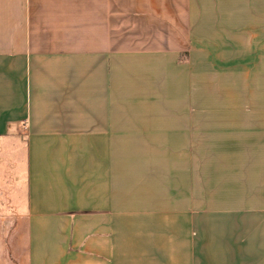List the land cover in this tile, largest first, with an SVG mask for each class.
Returning <instances> with one entry per match:
<instances>
[{
	"label": "crops",
	"instance_id": "1",
	"mask_svg": "<svg viewBox=\"0 0 264 264\" xmlns=\"http://www.w3.org/2000/svg\"><path fill=\"white\" fill-rule=\"evenodd\" d=\"M199 8L0 0V264H264V0L224 68Z\"/></svg>",
	"mask_w": 264,
	"mask_h": 264
},
{
	"label": "rangeland",
	"instance_id": "2",
	"mask_svg": "<svg viewBox=\"0 0 264 264\" xmlns=\"http://www.w3.org/2000/svg\"><path fill=\"white\" fill-rule=\"evenodd\" d=\"M238 1L218 0V4H214L213 0H199L200 8L197 13L199 17L195 38L200 41L201 45L212 48L213 57L217 64L222 67L231 61L238 62L239 58V36L235 33V31H238L240 25ZM229 44H232L233 48L225 49ZM200 60V110L201 112H207L211 107L213 109L214 106L218 105L212 94L220 92L223 73L215 72V75L212 74L211 77H208L209 66L207 65V60L204 56H200ZM235 74L237 75L233 76V80L238 79V70ZM203 142H206V135L201 134V143ZM206 170V151H201V176L206 175ZM172 185L174 187L175 184ZM171 194L174 195V191ZM159 201L152 200L156 204ZM201 201L203 202L204 200ZM166 205L174 207L175 199H167Z\"/></svg>",
	"mask_w": 264,
	"mask_h": 264
}]
</instances>
